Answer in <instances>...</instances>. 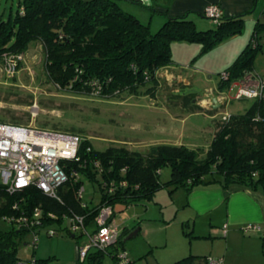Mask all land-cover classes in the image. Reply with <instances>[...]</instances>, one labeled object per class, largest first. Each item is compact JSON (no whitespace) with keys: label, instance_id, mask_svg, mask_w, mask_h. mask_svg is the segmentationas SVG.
<instances>
[{"label":"trees","instance_id":"obj_1","mask_svg":"<svg viewBox=\"0 0 264 264\" xmlns=\"http://www.w3.org/2000/svg\"><path fill=\"white\" fill-rule=\"evenodd\" d=\"M243 16H222L214 28L198 29L186 15H167L152 33L148 24L124 11L118 0H18L17 8L6 18L0 15V59L5 52H25L30 42L40 41L45 73L60 89L111 96L123 90L136 93L149 84L144 92L154 95L160 84L158 71L173 63L172 42L197 41L207 49L240 32ZM260 27L264 28V23L257 22L252 39L223 70L228 78H220V92L244 72L254 71L252 60L261 46L257 39ZM190 93L186 109H200L191 102L196 93ZM250 99L243 113L221 115L205 151L168 142L151 144L145 151L130 150L123 144L97 151L82 137L78 159L63 162L70 178L58 188L57 198L35 186L10 193L0 182V220L9 224L0 229V264L20 260L16 243L28 231L36 234L41 227L58 231L66 220L67 232L79 236L69 231L71 215H82L85 226L93 224L94 230L102 204L124 208L152 199L164 185L173 186L171 190L182 187L190 193L199 185L217 183L226 191L235 184L264 195V95ZM164 165L170 166L171 176L161 183L158 174ZM84 179L96 181L101 193L98 204L92 207L82 203L78 195ZM36 209H40L39 216H34ZM36 219L41 224L30 225ZM110 247L90 249L82 261L102 264L105 252L116 259L118 250L109 251ZM195 257L189 254L172 264H190ZM207 257L203 264H208ZM32 259L36 264L44 261Z\"/></svg>","mask_w":264,"mask_h":264},{"label":"rangeland","instance_id":"obj_2","mask_svg":"<svg viewBox=\"0 0 264 264\" xmlns=\"http://www.w3.org/2000/svg\"><path fill=\"white\" fill-rule=\"evenodd\" d=\"M118 2L124 11L148 24L152 33L164 22L138 1ZM17 3L18 0H0V15L6 18L17 8ZM150 14H154L151 19ZM191 19L198 29L215 25L199 14H192ZM257 22L264 23L243 20L240 32L207 49L197 41L172 42L170 66L173 71L169 74L165 68L161 69L160 84L154 95L144 92L149 84L136 93L123 90L111 96L60 89L45 73L42 42L32 41L27 50L21 52L22 60L16 61L18 64L10 77L5 75L4 62L0 59V121L74 132L86 138L97 151L117 144L145 151L151 144L165 142L205 151L221 115L243 113L252 102L250 98L236 97L238 86L234 82L223 92L218 87L220 73L252 39ZM257 39L261 46L252 60V68L264 76V28H259ZM178 73L186 83L177 79ZM182 88L180 94L175 93ZM190 92L201 94L204 98L194 96L192 103L205 107L186 109L190 97L181 98V95L191 96ZM215 95L220 96L221 105L212 108L210 100L204 99ZM170 176V166L164 165L159 170L158 181L165 183ZM172 187L164 185L155 191L152 199L123 209L116 205L114 221L120 233L123 227L128 231L108 250H125L130 264H172L189 254L196 256L190 264H203L205 256L220 257L222 264H264L260 226L247 222L242 216L249 212L257 214L255 206L235 194L227 204V193L215 189L218 188L216 183L199 185L190 193L182 187L171 190ZM100 194L96 181L83 180L82 203L92 207L98 204ZM229 218L238 222H231ZM253 224L259 229L249 227ZM60 225L63 228L54 235L48 234V227H41L36 236L26 232L16 243L18 257L43 259L41 264H87L80 258L75 259V247L85 242L87 235L72 237L65 228L67 221ZM8 226L6 221L0 220V229ZM93 226L89 225L87 231ZM136 228L137 233L128 236ZM102 264L117 262L105 252Z\"/></svg>","mask_w":264,"mask_h":264},{"label":"built area","instance_id":"obj_3","mask_svg":"<svg viewBox=\"0 0 264 264\" xmlns=\"http://www.w3.org/2000/svg\"><path fill=\"white\" fill-rule=\"evenodd\" d=\"M203 14L215 24L223 16L221 8L216 4L206 5ZM2 57L3 71L10 77L18 64L16 61L22 60V54L5 52ZM227 76L226 72L220 74L222 80L227 79ZM233 82L238 86L237 98H257L264 95V76L258 75L255 71H246ZM81 139L82 137L76 133L0 121V182L10 193L35 186L43 193L57 198L58 188L70 178L63 162L78 159L76 157ZM74 174L76 175V172ZM120 184L124 185L125 182L122 181ZM81 190L82 187L78 191L79 197ZM108 191H112V187H109ZM113 212L112 205L102 204L95 217L96 227L90 232L87 231L82 215L73 214L69 217V231L87 235V240L79 247L80 259L83 260L90 249L106 250L116 243L120 230L114 221ZM39 215L40 209H36L34 216ZM31 224L38 226L41 223L36 219L31 221ZM249 227L259 229L255 224ZM47 232L54 235L58 231L48 228ZM115 260L117 264L131 263L123 249L117 251ZM206 260L208 264H222L221 258L208 256ZM15 264L36 262L34 259H20Z\"/></svg>","mask_w":264,"mask_h":264},{"label":"crops","instance_id":"obj_4","mask_svg":"<svg viewBox=\"0 0 264 264\" xmlns=\"http://www.w3.org/2000/svg\"><path fill=\"white\" fill-rule=\"evenodd\" d=\"M135 1H138L143 6L152 9L154 14H157L159 16V20H161L162 22L165 21L167 15L168 16L186 15L188 18L191 19L192 14H199L203 18H207L203 15V8L208 4L218 5L223 12V17H233L240 14H244L243 20H245V22L248 21L250 23H253L258 20L264 21V0H135ZM154 14H150V19L152 17L151 15ZM192 20L194 21V19ZM214 27L215 25L214 26L209 25L208 28H214ZM165 69L170 70L169 74H171V72L173 71L171 69V66H168ZM158 76L160 75L158 74ZM177 77L178 80L183 81L185 83L187 82V80H183L181 78V75L179 73L177 74ZM215 97L217 98V103L215 104V106H213L210 97H207L204 100L209 99L210 102L212 103L211 104L212 108H217L221 105L219 100L220 96L215 95ZM199 106H204V105L200 104ZM216 185L218 186V188L215 189H222L219 184L216 183ZM222 192L227 193L228 195L227 198L228 200L226 202L227 204L228 202H230L229 200L230 197L235 194L244 197L246 203L255 206V208L257 209L256 210L257 214H252L251 212H249L242 216L246 218L244 220H246L247 222H253L260 226L262 249H264V196H261L256 191L235 184L229 186L226 191L222 190ZM248 199L251 202L248 201ZM229 221H231L230 218ZM231 222L236 223L238 221L235 220ZM88 226H86V228ZM123 229H124L123 231H126L124 234H126L128 230L125 229V227H123ZM228 232L229 230H227L226 233L227 235ZM71 236L73 237V235ZM83 243H81L80 245H82ZM80 245L77 246L78 252ZM215 258H220V257H215Z\"/></svg>","mask_w":264,"mask_h":264},{"label":"water","instance_id":"obj_5","mask_svg":"<svg viewBox=\"0 0 264 264\" xmlns=\"http://www.w3.org/2000/svg\"><path fill=\"white\" fill-rule=\"evenodd\" d=\"M169 73H170V70L169 69H166ZM161 72L162 70L158 71V74L161 75ZM211 99V102L213 103V106H215V104L217 103V98L215 96H211L210 97ZM138 231V228H136L133 232L129 233L128 236H131L135 233H137ZM126 231H122L120 233V236L123 235ZM75 259L78 260L79 259V253H78V249H77V246L75 247Z\"/></svg>","mask_w":264,"mask_h":264},{"label":"flooded vegetation","instance_id":"obj_6","mask_svg":"<svg viewBox=\"0 0 264 264\" xmlns=\"http://www.w3.org/2000/svg\"><path fill=\"white\" fill-rule=\"evenodd\" d=\"M184 88H186V86H185ZM184 88H182L180 91L175 92V93L180 94L179 92H182V91L184 90ZM188 93H189V92H188ZM182 94H183V95H181V98H183V97H189V96L187 95V93H182ZM194 96H197V97H196L197 99H202V98H204L203 96H201V94H198V93H196ZM191 102H193V98H192Z\"/></svg>","mask_w":264,"mask_h":264}]
</instances>
